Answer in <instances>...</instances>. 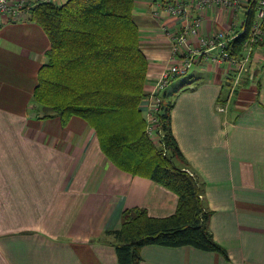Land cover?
I'll use <instances>...</instances> for the list:
<instances>
[{
	"label": "crops",
	"instance_id": "1",
	"mask_svg": "<svg viewBox=\"0 0 264 264\" xmlns=\"http://www.w3.org/2000/svg\"><path fill=\"white\" fill-rule=\"evenodd\" d=\"M156 3L134 0L132 10L148 62L146 94L168 61L163 28L177 26L162 10L153 13ZM243 16L240 6L204 9L191 47L201 36L235 33ZM23 17L0 13V264H117L116 240L107 232L120 227L122 210L140 206L165 216L177 196L115 166L80 117L66 125L55 115L41 117L48 112L35 105L32 91L50 42ZM217 52L196 54V69L177 85L172 79L165 92H175L170 125L182 153L178 165L203 183L209 229L229 259L152 244L141 248L139 264H264V44L252 51L240 45V69L217 62Z\"/></svg>",
	"mask_w": 264,
	"mask_h": 264
},
{
	"label": "trees",
	"instance_id": "2",
	"mask_svg": "<svg viewBox=\"0 0 264 264\" xmlns=\"http://www.w3.org/2000/svg\"><path fill=\"white\" fill-rule=\"evenodd\" d=\"M133 4L134 0H58L30 6L26 18L39 24L50 42L32 99L48 112L41 117L55 115L61 125L73 116L86 121L115 166L177 196L174 211L165 216H152L140 206L122 210L120 227L107 232L116 240L117 264H139L141 248L152 244L191 246L229 259L209 229L203 183L177 162L182 153L170 125L175 92L165 89L160 94L156 127L153 135L147 133L141 104L148 95V62L139 47ZM247 28L233 40L230 54L240 57Z\"/></svg>",
	"mask_w": 264,
	"mask_h": 264
},
{
	"label": "built area",
	"instance_id": "3",
	"mask_svg": "<svg viewBox=\"0 0 264 264\" xmlns=\"http://www.w3.org/2000/svg\"><path fill=\"white\" fill-rule=\"evenodd\" d=\"M38 2L57 3L58 0H0V13L20 20L24 18L25 12H28V5ZM151 5L150 3V7ZM212 6H221L231 11H236L240 6V11L244 15L243 21L233 34L217 31L209 37H199L198 48H193L189 38L197 34L203 10ZM159 10L173 17L177 26L172 31H168L166 27L163 28L170 41L169 57L148 92V100L143 109V115L147 122L146 130L149 135H153L154 125H156L155 116L160 105V94L166 89L170 80L177 75L187 73L194 63L196 54L209 48L217 49V62L227 63L229 68L240 69L243 67V57L230 54V49L232 50L230 45L233 40L242 34L248 26V35L242 44L248 46L250 51L253 46L264 44V0H171L165 3H156L153 6V13L157 14ZM249 12L251 13L250 18L248 17ZM218 109L223 110L224 108L219 106Z\"/></svg>",
	"mask_w": 264,
	"mask_h": 264
},
{
	"label": "rangeland",
	"instance_id": "4",
	"mask_svg": "<svg viewBox=\"0 0 264 264\" xmlns=\"http://www.w3.org/2000/svg\"><path fill=\"white\" fill-rule=\"evenodd\" d=\"M156 2L157 3H160V0H156ZM149 7H150V5H149ZM227 32H230V30H228ZM246 46H244L243 44H242V46H241V49H244ZM196 67H197V65L196 64H193L190 68H189V70L187 71V73L185 74V75H181V76H177V77H174L173 79V85H177L184 77H186L187 75H190L194 70L193 69H196ZM172 80H170L169 81V83L171 82ZM168 83V84H169ZM44 112H46L45 110H44ZM154 127H156V125H154ZM155 129V128H154ZM153 132H154V130H153ZM153 140H155V142L157 143V140H158V137H156V138H154Z\"/></svg>",
	"mask_w": 264,
	"mask_h": 264
}]
</instances>
